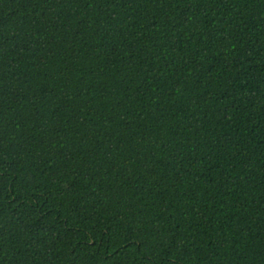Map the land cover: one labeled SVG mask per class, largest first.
<instances>
[{"label": "trees", "instance_id": "16d2710c", "mask_svg": "<svg viewBox=\"0 0 264 264\" xmlns=\"http://www.w3.org/2000/svg\"><path fill=\"white\" fill-rule=\"evenodd\" d=\"M0 264H264V0H0Z\"/></svg>", "mask_w": 264, "mask_h": 264}]
</instances>
